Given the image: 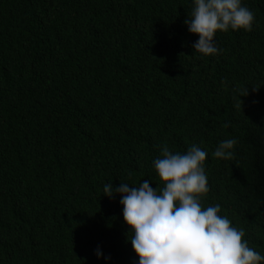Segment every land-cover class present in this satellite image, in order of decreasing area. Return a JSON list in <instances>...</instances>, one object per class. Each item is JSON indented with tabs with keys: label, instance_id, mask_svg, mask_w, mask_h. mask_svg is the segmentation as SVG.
Masks as SVG:
<instances>
[{
	"label": "trees",
	"instance_id": "trees-1",
	"mask_svg": "<svg viewBox=\"0 0 264 264\" xmlns=\"http://www.w3.org/2000/svg\"><path fill=\"white\" fill-rule=\"evenodd\" d=\"M243 4L252 30L217 32L204 57L190 0H0V264H138L103 186L159 189L162 147L192 144L203 206L264 255V0Z\"/></svg>",
	"mask_w": 264,
	"mask_h": 264
},
{
	"label": "clouds",
	"instance_id": "clouds-1",
	"mask_svg": "<svg viewBox=\"0 0 264 264\" xmlns=\"http://www.w3.org/2000/svg\"><path fill=\"white\" fill-rule=\"evenodd\" d=\"M191 13L184 21L189 33L197 35L193 49L204 57L217 56V32L251 31L255 15L243 0H190ZM241 108L240 99L235 105ZM238 141L225 139L216 146L214 157L232 159ZM208 153L192 144L185 153L163 146L160 158L153 160L161 188L153 189L148 180L138 186L111 182L103 186L104 196L119 195L128 241L138 264H264V255L244 240L221 206L204 207L210 191L205 170ZM96 256L102 253L96 250ZM110 260L111 257H104Z\"/></svg>",
	"mask_w": 264,
	"mask_h": 264
}]
</instances>
